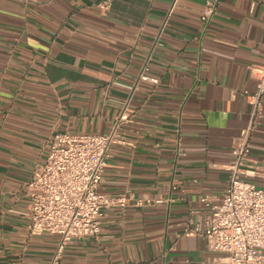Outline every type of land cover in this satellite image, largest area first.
I'll use <instances>...</instances> for the list:
<instances>
[{
	"label": "crops",
	"instance_id": "obj_1",
	"mask_svg": "<svg viewBox=\"0 0 264 264\" xmlns=\"http://www.w3.org/2000/svg\"><path fill=\"white\" fill-rule=\"evenodd\" d=\"M263 60L264 0H0V264L56 253L57 236L31 234L28 195L53 137L117 122L124 142L99 189L128 205L105 209L100 236L68 245L61 264H218L184 223L224 198ZM146 64L158 83L129 102ZM250 146L264 165V118Z\"/></svg>",
	"mask_w": 264,
	"mask_h": 264
},
{
	"label": "built area",
	"instance_id": "obj_2",
	"mask_svg": "<svg viewBox=\"0 0 264 264\" xmlns=\"http://www.w3.org/2000/svg\"><path fill=\"white\" fill-rule=\"evenodd\" d=\"M99 7L106 13L109 2H102ZM215 10L216 2L209 1L203 19H211ZM164 29L165 26L157 35L153 49L162 46ZM251 71L257 74L258 84L256 92H246L251 107L250 124L243 130L226 166L229 184L224 198L206 218H190L184 223L185 235L203 237L208 249L219 255L218 264H264V188L254 181L264 177V165L253 159L250 146L251 136L264 118V60L251 66ZM148 72L146 64L129 102L140 82L158 83ZM123 142L120 122L107 133H59L53 137L45 164L28 184L31 234L58 237L51 264H61L67 246L75 240L100 236L105 209L128 205L126 196L108 195L99 189L112 147Z\"/></svg>",
	"mask_w": 264,
	"mask_h": 264
}]
</instances>
